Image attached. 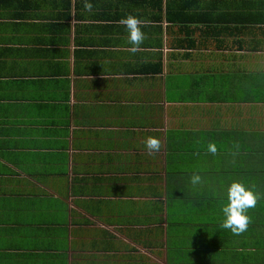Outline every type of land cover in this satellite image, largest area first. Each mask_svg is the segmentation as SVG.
Segmentation results:
<instances>
[{
	"label": "crops",
	"instance_id": "0c3cea01",
	"mask_svg": "<svg viewBox=\"0 0 264 264\" xmlns=\"http://www.w3.org/2000/svg\"><path fill=\"white\" fill-rule=\"evenodd\" d=\"M90 2L0 0V264H264L252 10ZM128 13L151 21L135 53L118 24ZM234 181L260 197L238 235L219 227Z\"/></svg>",
	"mask_w": 264,
	"mask_h": 264
},
{
	"label": "clouds",
	"instance_id": "9594fccd",
	"mask_svg": "<svg viewBox=\"0 0 264 264\" xmlns=\"http://www.w3.org/2000/svg\"><path fill=\"white\" fill-rule=\"evenodd\" d=\"M83 10L87 13H93L94 5L90 0H83ZM118 24L125 30L124 41L128 46V51L131 53L137 52L147 39L143 29L147 28L151 21L128 13L121 17ZM142 143L148 153L157 152L161 148V141L155 136H146ZM207 151L215 154L217 152L216 145L210 142L207 145ZM189 180L193 186H198L202 183V178L199 174H193ZM225 198L226 202H222L220 207L222 219L219 227L237 235L245 232L251 223V218L247 213L256 206L260 198L259 195L243 183L234 181L228 185Z\"/></svg>",
	"mask_w": 264,
	"mask_h": 264
},
{
	"label": "trees",
	"instance_id": "16d2710c",
	"mask_svg": "<svg viewBox=\"0 0 264 264\" xmlns=\"http://www.w3.org/2000/svg\"><path fill=\"white\" fill-rule=\"evenodd\" d=\"M252 2V3H251ZM160 6L162 7L163 0H159ZM236 8L240 10L251 9V17L252 22L255 24H260L261 34L264 36V0H235ZM247 3V6L246 4ZM251 3V4H250ZM244 15L239 16V21H244ZM256 35V32H255ZM255 43V44H254ZM251 47L255 50H264V42L263 44L260 41L255 40Z\"/></svg>",
	"mask_w": 264,
	"mask_h": 264
}]
</instances>
